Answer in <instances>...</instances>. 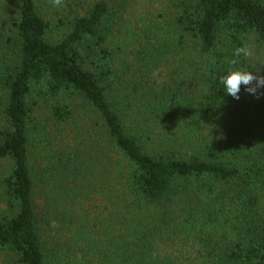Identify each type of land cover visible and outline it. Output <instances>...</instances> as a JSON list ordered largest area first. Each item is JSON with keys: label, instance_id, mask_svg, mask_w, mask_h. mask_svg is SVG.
I'll use <instances>...</instances> for the list:
<instances>
[{"label": "trees", "instance_id": "obj_1", "mask_svg": "<svg viewBox=\"0 0 264 264\" xmlns=\"http://www.w3.org/2000/svg\"><path fill=\"white\" fill-rule=\"evenodd\" d=\"M0 1V264H264V0Z\"/></svg>", "mask_w": 264, "mask_h": 264}, {"label": "rangeland", "instance_id": "obj_2", "mask_svg": "<svg viewBox=\"0 0 264 264\" xmlns=\"http://www.w3.org/2000/svg\"><path fill=\"white\" fill-rule=\"evenodd\" d=\"M87 1L88 0H85L84 2L83 1L82 2L83 4H86ZM90 1L91 0H89V2ZM175 1L179 2L180 0H175ZM113 2L116 5H118L119 8H116L117 10L122 12L126 17L132 18L133 21L139 20L141 22H144V20L146 19L155 18L157 16L161 17L163 16V14H165L164 12H165L166 0H113ZM123 4H126L125 8H122ZM86 5H88V3ZM0 6H1V1H0ZM0 13H1V10H0ZM54 23L56 26L57 21H54ZM1 26H2V23L0 22V27ZM119 26L115 27L116 35L118 34ZM1 30H2V27H1ZM250 38L251 39L249 40L248 45L251 46L252 53H253L250 57L253 59V62L255 63H261L262 61L264 62V43L259 42L254 37H250ZM32 100L37 101L36 106H35L37 110L35 111V115H34L35 116L34 124L36 123L37 126L39 127L45 125L47 127L46 134L50 131L52 132L49 135V137L52 138L51 140L53 141V143L57 141L61 144H66L68 142L72 143L73 141L77 142L80 139L81 129H79L76 126V124H81V123L76 122L72 126L58 127L57 121L53 120L51 110L49 109V106L51 104L50 100L45 99L43 97L38 98L37 95H34L32 97ZM80 102L81 100L78 99L75 102V104L78 105V103ZM76 120H80V119H76ZM57 128H65L67 130L64 137L58 134ZM60 138L62 140H60ZM44 139H45V136H44Z\"/></svg>", "mask_w": 264, "mask_h": 264}, {"label": "clouds", "instance_id": "obj_3", "mask_svg": "<svg viewBox=\"0 0 264 264\" xmlns=\"http://www.w3.org/2000/svg\"><path fill=\"white\" fill-rule=\"evenodd\" d=\"M54 6H63L64 0H52ZM252 48L250 45L237 47L234 50V59L231 61L232 65L238 63L240 57H250L252 55ZM256 68V67H255ZM219 83L224 87L226 93L235 99H239L241 85L245 86V90L253 95H257V90L264 87V75H256L251 70L245 68L230 67L226 74L219 77Z\"/></svg>", "mask_w": 264, "mask_h": 264}]
</instances>
